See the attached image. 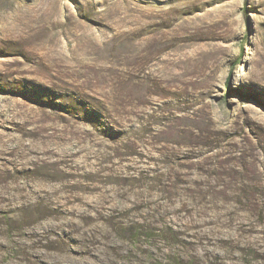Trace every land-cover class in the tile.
<instances>
[{
  "label": "rangeland",
  "instance_id": "374dc122",
  "mask_svg": "<svg viewBox=\"0 0 264 264\" xmlns=\"http://www.w3.org/2000/svg\"><path fill=\"white\" fill-rule=\"evenodd\" d=\"M0 264H264V0H0Z\"/></svg>",
  "mask_w": 264,
  "mask_h": 264
}]
</instances>
